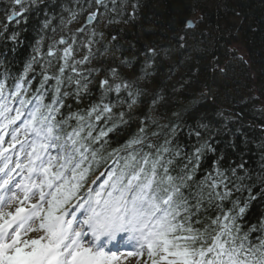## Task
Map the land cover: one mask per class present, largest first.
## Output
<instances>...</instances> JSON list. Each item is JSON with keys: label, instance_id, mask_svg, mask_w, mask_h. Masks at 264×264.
I'll list each match as a JSON object with an SVG mask.
<instances>
[{"label": "snow or ice", "instance_id": "1", "mask_svg": "<svg viewBox=\"0 0 264 264\" xmlns=\"http://www.w3.org/2000/svg\"><path fill=\"white\" fill-rule=\"evenodd\" d=\"M95 4L106 8L105 0ZM75 43L61 37L48 46L58 67L33 56L19 75L0 77V264H264V215L248 219L255 185L264 196V163L254 175L243 159L216 155L204 172L201 161L216 152L207 124L185 151L178 126L161 142L147 117L112 146L109 134L128 123L114 108L127 103L131 111L138 90L112 68L99 99L73 111L65 98L79 103L92 82L77 67L90 61L91 41L79 60Z\"/></svg>", "mask_w": 264, "mask_h": 264}, {"label": "trees", "instance_id": "2", "mask_svg": "<svg viewBox=\"0 0 264 264\" xmlns=\"http://www.w3.org/2000/svg\"><path fill=\"white\" fill-rule=\"evenodd\" d=\"M91 1L30 0L22 17L9 22L14 6L0 0V77L5 72L19 75L33 56L41 63L51 59L58 67L57 60L46 55L48 46L70 34L65 32L81 17L78 10L91 7ZM105 3L106 8L99 6L96 12L106 15L111 26L96 35L99 44L90 61L77 66L92 81L90 95L79 103L69 96L65 103L75 111L96 102L101 95L99 81L110 78V70L116 68L124 80L135 82L139 95L131 111L127 103L114 108L127 113L128 123L109 134L112 146L137 132L147 117L149 130L159 132L161 142L170 127L178 126L177 143L191 151L197 144L194 131L207 124L216 152L201 161L202 171L211 168L216 155H224L229 164L243 159L258 175L264 163V131L257 130L264 127V0ZM13 34L16 40L11 39ZM76 38L80 39L78 34ZM35 69L34 87L39 84V64ZM121 97L126 99V94ZM110 98L115 103V93ZM200 131L209 137V131ZM258 189L257 184V199L248 211L252 222L264 215V196Z\"/></svg>", "mask_w": 264, "mask_h": 264}, {"label": "rangeland", "instance_id": "3", "mask_svg": "<svg viewBox=\"0 0 264 264\" xmlns=\"http://www.w3.org/2000/svg\"><path fill=\"white\" fill-rule=\"evenodd\" d=\"M11 2V4L14 6V10L13 11H18L21 10L23 11L26 4L30 1V0H22V6L21 5H16L14 4V0H9ZM95 0H92L90 2L91 7H87V8H80L78 10V15H80L81 17L76 19L75 25H72L71 28H69L68 30H66V34L68 33V31H70V34L65 35L64 38L69 40V42L71 43L72 38L75 37L76 43L73 45L74 47V58L76 60L81 59L84 55H86L87 53L85 51H83V49H88V47H85L86 44H88L89 41H91L90 44V48H91V52H94L98 46V44L95 42V38L97 37L96 35L102 31L103 29H107L108 27L111 26V24L108 23V21L106 20V15L104 14H98L96 12V8L98 9V7L100 5L95 4L94 5ZM107 5V3H105ZM102 7V6H100ZM105 8V7H102ZM12 11V12H13ZM11 12V13H12ZM96 13V18L94 20H89L88 17L93 13ZM11 15V14H10ZM9 15V16H10ZM83 16V19H82ZM18 18V17H17ZM15 18V20L17 19ZM14 21V20H13ZM71 23V21H70ZM117 25V24H116ZM83 28L84 31L80 32L78 31L79 29ZM109 29V28H108ZM76 34L79 35V40H77L76 38ZM100 34V33H99ZM61 38V37H60ZM58 38L55 43L60 39ZM100 38V37H99ZM98 38V39H99ZM54 43V44H55ZM58 48L62 49L64 47V45H56ZM234 49H238V46L233 47ZM239 53L240 51L237 50ZM57 54H62L60 52H58ZM83 66V65H80ZM126 264H135L134 259L133 258H129L128 261H126Z\"/></svg>", "mask_w": 264, "mask_h": 264}, {"label": "water", "instance_id": "4", "mask_svg": "<svg viewBox=\"0 0 264 264\" xmlns=\"http://www.w3.org/2000/svg\"><path fill=\"white\" fill-rule=\"evenodd\" d=\"M224 111H225V110H224ZM239 116H240L241 118L244 119V117H243L242 115L239 114ZM248 124L251 126V123L248 122ZM253 127H254V126H253ZM257 130H258V131H264V127H262V128H257Z\"/></svg>", "mask_w": 264, "mask_h": 264}]
</instances>
